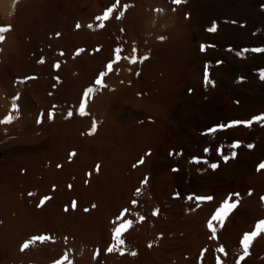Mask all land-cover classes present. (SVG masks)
Segmentation results:
<instances>
[{
  "label": "bare ground",
  "instance_id": "6f19581e",
  "mask_svg": "<svg viewBox=\"0 0 264 264\" xmlns=\"http://www.w3.org/2000/svg\"><path fill=\"white\" fill-rule=\"evenodd\" d=\"M7 25L0 264H264V232L240 261L243 235L264 220V122L211 131L264 114V53L241 52L264 47V0H0ZM218 147L237 155L225 162ZM236 200L213 238L212 216ZM129 220L119 244L114 229Z\"/></svg>",
  "mask_w": 264,
  "mask_h": 264
},
{
  "label": "snow or ice",
  "instance_id": "6c2138e0",
  "mask_svg": "<svg viewBox=\"0 0 264 264\" xmlns=\"http://www.w3.org/2000/svg\"><path fill=\"white\" fill-rule=\"evenodd\" d=\"M184 0H173V3L175 5H180L181 3H183ZM116 3L117 5L119 4V0H116ZM116 5H114L113 7H109L104 13L102 16H98L96 17V19L98 21H100L99 23V27L103 28L104 27V23L103 21H106L109 19L110 17V14L113 12L114 8H115ZM127 7V6H125ZM124 15V12L121 11L118 16L116 17L117 19H120L122 16ZM77 29H79L81 26L79 23H77L76 25ZM88 27H92V25H88ZM11 30V26L10 25H7V26H0V41H3L5 39V36H4V33L8 32ZM123 31V29L121 30ZM209 32H216L217 31V27L216 25H213L211 28L208 29ZM57 35H59V33H57ZM163 39V38H161ZM203 50V49H202ZM85 50L84 49H78L77 52L75 53V55H79L81 52H84ZM95 51H99V49H96ZM137 50L134 48L133 49V52L135 53ZM254 52V53H264V47H256V48H253V49H242L241 52L243 53H248V52ZM121 52V49L120 48H116L114 49V59L113 61L109 62L107 65H106V69L108 72H111L112 71V68H113V64L114 63H118V57H119V53ZM240 53H238L239 55ZM61 55H63V53H61ZM148 57H143L142 59H147ZM40 63H43L44 61L43 60H40L39 61ZM138 62V58L137 56H132L130 58V63L132 64H136ZM217 63H221V62H217ZM54 67L56 69H59L61 67L60 63H56L54 65ZM106 75V73H101L100 76L96 79L95 81V84L96 85H99L101 87H105L106 85L103 84V77ZM260 76L262 79H264V70H260ZM31 79V78H29ZM57 79H59L57 77ZM207 83L209 84H213L214 81L212 80H208ZM94 91V89L92 87H89L88 89L85 90V92L83 93L82 95V98H81V102H80V107L78 109V113L80 115H85L86 112H85V108H86V104L88 102V97H89V94L92 93ZM238 103V101H237ZM12 108L13 110H17V105H16V98H13V102H12ZM73 115V113L71 111H69L67 113V117L66 118H70L71 116ZM54 117V112H50L48 114V118L49 119H52ZM11 122V117L9 116L8 118H6L5 121H3V123H10ZM38 123L41 122L40 120L37 121ZM260 122H264V114H260L256 117H253L252 120H248V121H233V122H229V124L225 125V124H220L218 125L217 127H214L213 129H211L212 132H215L217 130H221V129H225V128H229V127H237V126H246V127H251V125L253 123H260ZM96 131V124L95 122L93 123V126H92V129L90 130L89 134H94ZM241 146L240 142L237 141L235 142L233 145H232V148L235 149V148H239ZM249 148H252L254 147V145L252 144H249L247 145ZM210 149H205V152H209ZM217 152L218 154L221 156L222 160L223 161H228L230 158H234L237 153L236 151H231L229 154H225L224 153V149L223 148H217ZM75 153H70V156H74ZM197 163H200L201 161L199 159L196 160ZM139 164H143L145 163L144 159L142 158L140 161H138ZM59 167V166H58ZM211 167L213 169L217 168L218 167V164L217 163H212L211 164ZM99 168L100 166L97 165L96 166V171L98 172L99 171ZM260 169H264V163H261L258 165V171ZM89 175H91V173H89ZM142 183L146 184L147 183V180L145 179L144 181H142ZM140 190L138 189L137 190V194H139ZM29 195H32V193H29ZM237 196L239 194H236ZM249 195H251V193H249ZM51 199L50 197H44L38 206L42 207L45 203V201ZM189 199H193L197 202L201 201V200H211L212 197H193V196H189ZM261 199H264V197H261ZM133 203H136V201H133ZM239 204V200H236L235 202H226L224 203V205L217 210V212L212 216L211 218V221L209 222L208 224V227L209 229L213 232V238H216L215 237V232H216V229L213 227V223L212 221H219L221 222V225L223 224L224 220L228 217V215L234 210L237 208ZM73 208L76 206V203L73 202L72 204ZM93 208L96 207V205H92ZM68 209L66 208L65 211H67ZM85 211H89V209H85ZM127 209L124 210L125 213H127ZM159 214V209H156L154 210L153 212V215H158ZM122 219V217H117V220H120ZM144 217H140V220H143ZM132 224V221H126L125 223H121L119 224L118 227H116L114 229V239L119 243V244H123L124 243V240H122L120 237L122 235V233L124 231L127 230V228L129 226H131ZM261 232H264V220L262 221H258L257 222V225L255 226V229L252 231V232H249V233H245L242 237V241H241V245H242V248H243V255L240 256V261H243L245 260V258L249 255V248L252 244V242L255 240V238L260 235ZM35 239H45V237H36ZM29 247V243H25L22 247V250L23 249H27ZM149 247H151V245H149ZM114 248H116V245H113L112 247H109L106 251L107 252H112L114 250ZM118 250V249H117ZM219 252L221 253H225V249L223 246H221L219 249H218ZM132 255H136L135 252H132L131 253ZM226 254V253H225ZM218 264H219V261H218ZM239 264V262H238Z\"/></svg>",
  "mask_w": 264,
  "mask_h": 264
}]
</instances>
